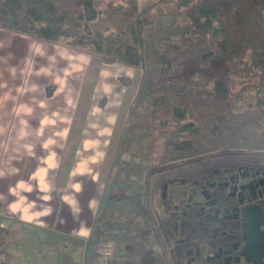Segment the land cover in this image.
<instances>
[{"label":"rangeland","instance_id":"rangeland-1","mask_svg":"<svg viewBox=\"0 0 264 264\" xmlns=\"http://www.w3.org/2000/svg\"><path fill=\"white\" fill-rule=\"evenodd\" d=\"M195 67L186 60L184 73ZM142 75V68L104 62L98 55L67 47L61 39L37 40L0 28V190L10 185L12 192L19 191V200L26 198L21 188L42 159L39 171L50 170L41 177V186L54 188V196L64 195L61 203L75 219L77 214L85 218L82 239L71 234L82 227L75 228L74 219L64 228L69 233L66 243L79 253L80 264H111V236L130 229L133 220L150 225L154 233L157 229L159 237L146 245L175 264L174 241L158 220V183L170 174L224 161L264 164V146L255 143L252 130L242 122L240 99L203 103L196 98L191 111L221 117L223 125L216 132L220 144L211 143L199 161L187 162L183 155L173 168L150 171L162 151L164 137L159 134L170 127L162 119H151L166 113V106L157 112L139 102L140 89L149 84ZM176 99L171 96L169 103ZM6 194L7 201L11 195ZM5 231L0 229V234ZM48 234L54 245L66 236L55 228Z\"/></svg>","mask_w":264,"mask_h":264},{"label":"trees","instance_id":"trees-1","mask_svg":"<svg viewBox=\"0 0 264 264\" xmlns=\"http://www.w3.org/2000/svg\"><path fill=\"white\" fill-rule=\"evenodd\" d=\"M0 28L37 40L61 39L104 62L142 68L149 84L140 89L139 102L157 112L166 106V113L151 119L170 127L159 134L164 141L152 172L183 155L199 161L218 141L221 117L191 111L196 98L240 99L242 122L264 146V0H0ZM186 60L196 64L188 73ZM171 96L177 98L172 104ZM130 227L111 236V264H169L146 245L158 237L156 229L136 220ZM181 254L175 264H185Z\"/></svg>","mask_w":264,"mask_h":264},{"label":"flooded vegetation","instance_id":"flooded-vegetation-1","mask_svg":"<svg viewBox=\"0 0 264 264\" xmlns=\"http://www.w3.org/2000/svg\"><path fill=\"white\" fill-rule=\"evenodd\" d=\"M179 174L159 182L156 193L158 220L167 234L171 225L174 254L182 250L185 264L256 260L264 244V164L224 161ZM146 220L153 221L148 213Z\"/></svg>","mask_w":264,"mask_h":264},{"label":"crops","instance_id":"crops-1","mask_svg":"<svg viewBox=\"0 0 264 264\" xmlns=\"http://www.w3.org/2000/svg\"><path fill=\"white\" fill-rule=\"evenodd\" d=\"M41 162L42 159H39L35 163L21 188L22 197L26 198L19 200V191L12 192L10 185L6 191L0 190V229L6 230L4 234H0V248L3 253L0 264H80L77 258L79 253L71 251L66 243L69 233L64 228L69 226L70 219H74L77 222L75 228L82 227L71 234L74 233L82 239L83 234L79 231L87 225L85 218L81 219L80 214H77L75 219L73 211L61 203L64 195L54 196V188L47 190L41 186V177L50 170L46 168L39 171V166L43 167ZM39 172L42 174L39 175ZM27 185H31V188ZM5 194L12 197L9 196L6 201L3 199ZM52 228L66 235L58 239V245H54V238L48 234V229ZM9 250L16 255L15 260L9 257Z\"/></svg>","mask_w":264,"mask_h":264},{"label":"water","instance_id":"water-1","mask_svg":"<svg viewBox=\"0 0 264 264\" xmlns=\"http://www.w3.org/2000/svg\"><path fill=\"white\" fill-rule=\"evenodd\" d=\"M247 260H249L248 257H247ZM251 264H264V244L262 247V251L257 256L256 260H254V259L251 260Z\"/></svg>","mask_w":264,"mask_h":264},{"label":"clouds","instance_id":"clouds-1","mask_svg":"<svg viewBox=\"0 0 264 264\" xmlns=\"http://www.w3.org/2000/svg\"><path fill=\"white\" fill-rule=\"evenodd\" d=\"M47 198V197H46Z\"/></svg>","mask_w":264,"mask_h":264}]
</instances>
